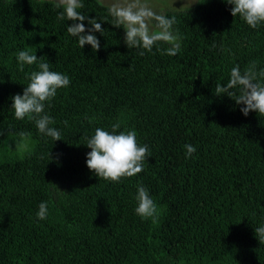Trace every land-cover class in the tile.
Returning a JSON list of instances; mask_svg holds the SVG:
<instances>
[{
	"label": "trees",
	"instance_id": "1",
	"mask_svg": "<svg viewBox=\"0 0 264 264\" xmlns=\"http://www.w3.org/2000/svg\"><path fill=\"white\" fill-rule=\"evenodd\" d=\"M82 2L89 18L107 17L96 52L67 33L72 21H57L55 1L0 0V264H264L254 234L264 225V117L214 95L232 67L264 68V23L253 29L224 0H196L163 13L176 17L181 51L161 54L160 44L140 56L108 5ZM21 50L70 78L44 109L61 140L14 116L11 97L38 70L18 69ZM113 124L151 153L119 182L86 166L87 138ZM25 136L33 143L22 151ZM185 144L196 148L189 158ZM141 185L160 210L155 224L134 211Z\"/></svg>",
	"mask_w": 264,
	"mask_h": 264
},
{
	"label": "clouds",
	"instance_id": "2",
	"mask_svg": "<svg viewBox=\"0 0 264 264\" xmlns=\"http://www.w3.org/2000/svg\"><path fill=\"white\" fill-rule=\"evenodd\" d=\"M224 2L232 6L230 12L233 17L239 16L251 28L255 29L264 23V0ZM53 7L60 9L56 17L58 22L72 21L66 31L70 36L77 38L81 49L85 45H90L93 52L100 49V42L94 33L99 32L102 35V23L107 17L97 19L83 14L79 11L84 8L82 0H55ZM107 14L111 17L112 26L124 30L123 39L127 48L142 49L138 55L143 56L145 51L151 52L154 46L160 44L168 45L163 49L157 47L161 54L176 56L181 51L182 38L173 30L177 22L175 16L168 18L157 14L142 0H114L108 6ZM84 21L90 27H85ZM41 57L38 58L28 50H21L16 55L20 71H24L25 65H37L38 70L25 74L29 82L22 95L11 97V109L14 110L17 120H33L41 134L57 141L61 140V133L57 128L50 126L55 124V121L44 112L45 103L56 96L58 89L66 88L70 84V78L50 71V64L43 62ZM214 91L216 96L227 95L237 105H243L240 111L244 116L255 112L258 117H264V68L258 70L256 61L249 62L243 70L239 65L232 67L227 82L223 86L218 83ZM64 123L67 124V121ZM119 127V124H113L111 132L96 128L94 134L86 140V146L91 149L86 154L87 168L98 178L111 182H119L121 178L133 177L142 172L145 160L151 157L148 146L138 144L134 130L117 133ZM184 148L186 158L196 151L191 144H185ZM135 200V213L142 219L150 218L152 223H157L160 210L146 187H137ZM48 215V203L41 202L36 212L37 219L45 220ZM254 234L260 243H264V225L254 229Z\"/></svg>",
	"mask_w": 264,
	"mask_h": 264
},
{
	"label": "rangeland",
	"instance_id": "3",
	"mask_svg": "<svg viewBox=\"0 0 264 264\" xmlns=\"http://www.w3.org/2000/svg\"><path fill=\"white\" fill-rule=\"evenodd\" d=\"M55 1V0H53ZM104 4L110 6L114 0H100ZM196 0H142L147 3L157 14H163L166 10H185L190 8ZM25 140H30V146L25 143ZM32 140L25 136L22 142V151H26L32 145Z\"/></svg>",
	"mask_w": 264,
	"mask_h": 264
}]
</instances>
